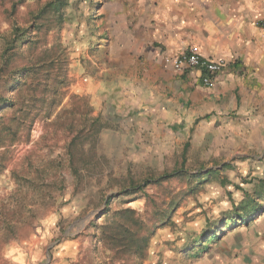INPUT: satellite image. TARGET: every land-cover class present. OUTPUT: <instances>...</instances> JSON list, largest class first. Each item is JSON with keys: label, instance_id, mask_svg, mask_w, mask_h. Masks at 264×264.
Here are the masks:
<instances>
[{"label": "rangeland", "instance_id": "rangeland-1", "mask_svg": "<svg viewBox=\"0 0 264 264\" xmlns=\"http://www.w3.org/2000/svg\"><path fill=\"white\" fill-rule=\"evenodd\" d=\"M113 14L0 0V264H253L264 152L162 124V67ZM122 224L142 253L107 239Z\"/></svg>", "mask_w": 264, "mask_h": 264}, {"label": "crops", "instance_id": "crops-1", "mask_svg": "<svg viewBox=\"0 0 264 264\" xmlns=\"http://www.w3.org/2000/svg\"><path fill=\"white\" fill-rule=\"evenodd\" d=\"M107 2L115 13L112 18L133 21L128 23L134 34L133 48L162 67L151 105L162 124L206 131L212 133L206 138L220 145L263 154L264 37L260 23L264 0ZM193 47L200 56L225 63L209 86L202 84L200 70L176 72L166 61ZM258 224L259 246L252 261L264 264V213Z\"/></svg>", "mask_w": 264, "mask_h": 264}, {"label": "built area", "instance_id": "built-area-1", "mask_svg": "<svg viewBox=\"0 0 264 264\" xmlns=\"http://www.w3.org/2000/svg\"><path fill=\"white\" fill-rule=\"evenodd\" d=\"M261 35L264 37V21L260 23ZM167 63L176 72H181L184 69H198L202 84L211 85L214 77L221 72L225 66L222 60H212L199 55L196 48H188L178 55L166 59Z\"/></svg>", "mask_w": 264, "mask_h": 264}, {"label": "trees", "instance_id": "trees-1", "mask_svg": "<svg viewBox=\"0 0 264 264\" xmlns=\"http://www.w3.org/2000/svg\"><path fill=\"white\" fill-rule=\"evenodd\" d=\"M13 40L14 41L17 40L16 36L14 37ZM182 162H184V159L182 160ZM170 175L171 174H167V175L162 176V177H169ZM148 182H149V180H148ZM262 186H264V183L262 184ZM140 187L141 186H139V185H137V186L132 185V186H130V189L135 190V189H140ZM263 193H264V191H263ZM248 208H249V205L244 206V209H245L244 213L240 214L238 219H241V217H243V216L245 217L247 215L248 211L246 209H248ZM252 210L256 211V208L253 207ZM130 211L128 209H126V210H123L122 213L126 214V212H130ZM231 221H233V220H231ZM110 226H111V223L106 224L105 229L103 231V235H105V233H106V228H107V230L112 228ZM136 237H137V235H135L134 232H132V229L127 227V226H124V224L117 227L115 229V232H110L109 234H107V239H109L113 243H116L117 247L126 248L128 250H138V251H140V253H142L144 251V249L141 250V244L143 245V238H141V237L136 238ZM209 237H212V236H209ZM105 239H106V237H105Z\"/></svg>", "mask_w": 264, "mask_h": 264}]
</instances>
